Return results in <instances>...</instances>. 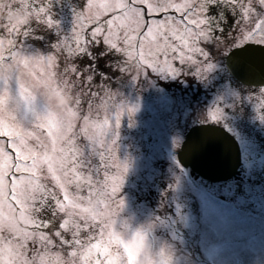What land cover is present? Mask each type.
<instances>
[{"label":"rangeland","instance_id":"rangeland-1","mask_svg":"<svg viewBox=\"0 0 264 264\" xmlns=\"http://www.w3.org/2000/svg\"><path fill=\"white\" fill-rule=\"evenodd\" d=\"M55 1L50 0L54 4ZM141 2L149 3V0ZM89 3L93 5V11L96 6L105 13L114 8L124 9L117 22L129 32L135 29L138 33L143 27L140 10L131 5L125 7L127 0H89ZM8 11L17 10L11 6ZM182 15L175 9H169L163 14H150V18L146 19L149 23L152 20L162 23L169 18L180 22ZM25 17L26 15H17L12 21L22 24L26 21ZM0 19L9 21L7 15ZM83 24L84 31H89L92 27L87 20ZM75 26L76 17L68 30L69 36ZM77 27L79 28V24ZM182 27L181 23V29ZM164 31H168L167 27L161 29V32ZM227 32L232 33L233 37L225 43L234 37L239 39L236 26ZM0 38L5 41L13 39L14 50L20 51L21 56L29 59L27 64L19 63L11 67V75L7 78L10 93L14 94L18 90V76L31 81L36 89L34 99L18 107H13L10 100L0 99V137L7 136L12 146L18 149V155L23 157L15 162L19 167L14 166L12 154L3 147L6 138L0 139V264H11L10 244L17 239L18 233L33 235V230L24 227V222L30 220L31 195L28 193L40 186H45L48 190L53 183L60 196H64L67 189L71 195L79 197L75 201L65 198L66 213L94 215L102 221L105 228L102 235L83 247L84 255L80 254V250L67 255L65 259L74 260L75 264H84L85 255L92 264H98L97 257H106L111 264H141V255L150 251L154 244L163 245L167 249L171 264H264V178L258 176V169L264 166V152L258 155V146L250 136L244 134L242 145L244 171L251 177L245 178L246 174L243 173L242 179L240 177L228 179L225 183L211 184L204 178L193 176L178 158L177 149L187 130L184 131L182 126V121L186 119L184 100L178 97L177 92L158 85L159 73L145 74V79H136L131 75L133 85L138 90L143 89L146 95L136 92L124 99L114 100L111 104H108V100L105 107L94 109L91 113L94 114L91 119L96 123L102 124L107 119L103 135L102 130L95 127H91L86 133L84 121L79 119L77 112L69 108L73 102L70 96L74 97L70 90L58 84L51 75L56 69L47 64L43 57L45 53L37 49H23L17 43L16 34L8 36L6 31L0 32ZM140 39H144L143 36ZM169 42L179 44L174 39ZM156 43L162 47L163 36L158 35L152 45L145 41V52L149 47L155 49ZM9 47L11 46L5 43V60L0 61V65L12 63L7 51ZM207 49L212 55L218 52L214 44H208ZM37 52H40L41 59H36ZM173 55L178 56L179 52L173 54L170 51L167 57L161 53L158 56L161 65L167 59L173 66H177L178 61L172 60ZM218 59L220 65L225 67L220 56ZM211 74L222 75L225 72L218 67ZM210 75L209 80L213 83ZM198 79L206 83V80ZM225 80L227 82L220 80L213 85L219 93H215L209 100L208 109L203 108L201 112L206 111L208 114L217 104H221L224 111L236 99L232 93L240 90L229 83L227 78ZM5 86L4 80L0 88ZM56 97L61 98L63 107L57 105ZM129 107H135L131 115L127 111ZM195 109L191 116L199 113ZM47 113L51 114L49 119L36 122L37 114ZM117 113L120 122L115 125ZM207 119L206 121H212L209 115ZM93 133L95 140L89 138ZM101 140L111 150V155L105 151ZM94 148L97 156L92 157L91 162L101 170L108 168V174L112 176H118L123 163L127 164L118 194L113 192L112 185L115 181L112 180L106 185L101 181L103 187L94 184L92 188H88L81 182L80 186H75V191L69 188L66 177L73 149L78 150L75 155L83 159L86 155L90 156ZM101 156H105L107 164L104 159H100ZM109 165L120 167H108ZM17 172L19 175L15 174ZM163 175L169 178L170 190L176 200V211L168 214L167 219L164 215L166 211H162L161 207L152 208L151 198L140 203L133 193L131 196L126 191L128 182L133 178L147 176L153 180ZM101 176L108 180L104 171H101ZM139 182L136 181L135 189ZM121 199L124 201L123 205L119 204ZM138 225H143L144 230L133 232ZM4 238L9 243L6 244Z\"/></svg>","mask_w":264,"mask_h":264},{"label":"snow or ice","instance_id":"snow-or-ice-1","mask_svg":"<svg viewBox=\"0 0 264 264\" xmlns=\"http://www.w3.org/2000/svg\"><path fill=\"white\" fill-rule=\"evenodd\" d=\"M127 5L139 9L143 16V27L139 29L138 33L135 29L129 32L117 22V18L122 15L124 9L114 8L105 13L96 6L93 11V5H90L89 0H83L75 12L76 26L72 34L58 39L50 46L51 51L43 54L52 69H57L58 62L63 61L62 71L55 70L51 75L58 84L64 85L71 91L74 100L69 108L77 112L79 119L84 121L86 133L91 130V127H95L101 129L103 135L107 119L102 124L96 123L89 114H85L84 107H87L88 113H93L94 109L105 107L108 100L118 97V93L112 91L109 86L108 74L96 70L94 62L98 57H106L109 54L118 56L119 59L113 62L112 66L121 72L130 73L136 79L155 72L171 76L192 74L201 80H206L218 67L225 73L229 71L233 73L252 72L257 60L264 69V48L257 52H249L247 48L240 47L246 41H253L264 46V0H180V2L149 0V3L141 2V0H127L125 7ZM11 6L23 8L27 14L25 17L27 22L21 24L0 19V32L6 31L8 36L13 34L30 36L32 35V25L37 22L48 29L56 28L57 21L49 11L50 0H14ZM213 8H219L220 13L216 16L210 15V9ZM169 9H175L176 12L183 14L180 22L169 18L162 23L156 20L149 23L146 19L150 18V14H163ZM225 9L230 10L238 18L236 33H238L239 39L234 37L228 43L220 39L222 35H218L223 31L221 21L225 19L223 15ZM84 20L92 25L86 37L84 35ZM181 23L183 24L182 29ZM165 27L168 31L161 32V29ZM158 35L164 38L163 46L156 43L155 49L149 47L145 52V41L148 42V45H152ZM141 36L144 39H140ZM170 39L178 40L179 44L170 43ZM5 43L11 46L7 49L9 57L12 59V63L8 65L10 68L19 63L27 64L29 62L27 57L21 56L20 51L14 50L15 41L13 39L5 41L4 38H0V61L5 60L3 55ZM208 44H214L217 47L216 55L210 54L207 49ZM101 46L102 51L98 53L94 51ZM170 51L173 54L179 52L178 56H172L173 61H178V66H173L167 59L163 61V66L161 65L158 56L162 53L167 57ZM224 53L228 54V59L231 61L229 67H223L219 63L218 57ZM84 56L89 58V63L84 65L77 63L78 59ZM36 59H41L40 52L36 53ZM5 79L7 76L0 72V84ZM232 94L237 99L243 95L237 91ZM247 98L255 99L254 107L257 118L264 121V88L254 93L250 91ZM97 101L100 102L99 105L96 104ZM127 111L131 115L135 111V107H129ZM208 115L214 121L222 119L223 106L215 105ZM118 122H120L119 113L116 115L115 125ZM113 130L115 133V126ZM5 138L4 150L12 154L14 166L18 168L19 165L15 162L22 160L23 157L18 155V149L12 146L7 136L0 137V139ZM89 138L95 140V134L93 133ZM100 142L104 144L103 140ZM113 145H115V139ZM104 149L111 155V150H108L106 144H104ZM77 151L73 149L66 182L77 187L83 182L88 188H92L94 184L103 187L101 181H104L106 185L109 180H112L115 181L112 185L113 192L118 194L127 171V164L123 163L122 171L118 176H112L108 174V168L101 170L98 165L91 162V158L97 156L95 148L90 156L86 155L83 159L75 155ZM112 158L114 159V156ZM100 159H104L106 162L105 156H101ZM110 166L120 167L119 165H109L108 167ZM101 171L108 175V180L101 176ZM15 174L19 175V172ZM73 191H75V187ZM65 198L73 201L79 199L66 189L64 196H60L58 192L49 193V198L39 205V210L35 212V216L38 218V227L33 230L32 238L25 237L24 241L17 238L10 244L11 256H9V260L11 264H21V261L22 264H75L74 260L65 259L68 251L75 246L80 237H88L89 232H92L93 229L89 228L87 232L83 231L80 225L84 221L81 220L77 224L71 213L64 211ZM123 203L124 201L121 199L119 204L123 205ZM66 215L67 220L65 219ZM77 232H79V236H77ZM4 239L6 244L9 243L7 238ZM25 241L28 248L27 259H24V253L20 251L24 248ZM60 252H63V255ZM80 254L84 255L83 251ZM97 260L98 264H111L106 257L103 259L97 257ZM84 264H92L86 255Z\"/></svg>","mask_w":264,"mask_h":264},{"label":"trees","instance_id":"trees-1","mask_svg":"<svg viewBox=\"0 0 264 264\" xmlns=\"http://www.w3.org/2000/svg\"><path fill=\"white\" fill-rule=\"evenodd\" d=\"M57 1H59V3H57ZM82 3L83 0H56L55 4L53 2H50L49 11L50 14L53 16V18L57 21L56 28L48 29L47 27L43 26L40 22H37L32 25V35L25 37L23 35H17L18 45L23 49L31 48V49H37L42 53L50 52L51 51L50 46L53 43H55L58 39H63L64 37L69 36L68 30H70L73 22L75 21V12L79 9ZM15 9L17 11L19 10V8H15ZM219 13H220L219 8L210 9L209 12V14L212 16H216ZM25 15H27L26 12ZM223 15L225 17V19L221 21V26L223 31L222 33H218V35H222L220 36V39L226 42L227 39L233 37V34L227 32V30L229 29L231 30L232 27L236 26V22L238 18L228 9L224 10ZM88 34L89 31L88 29H86L84 31L85 37ZM102 50H103L102 46L97 49H94V51H96L97 53ZM220 57L224 62L225 53L220 55ZM118 59H119L118 56L109 54L106 57H98V59L94 62L96 70L98 72L100 73L106 72L108 74L109 86L111 87L112 91L118 93V97L109 100L108 104H111L112 101L114 100L117 101L124 99L127 96L136 92H141L143 93V95L145 94V91L143 89L138 90L137 86L133 85L131 81L130 73L121 72L112 66V63L117 61ZM77 63H80L81 65L89 63V58L87 56L80 57ZM62 69H63V61L61 60L60 62H58L56 70L62 71ZM210 76L213 77V83L210 82L209 77L206 79V83H204L201 82L198 79V77L192 74H182L178 76L169 75L168 78H164L162 75L158 74L157 83L160 87H164V88L166 87L171 92H177L178 97L183 98L184 108H185L184 112L186 114V119L185 121H182L183 123L182 126L185 131L193 123L208 120L206 119V117H208L206 111L203 112L201 111L203 110V108L208 109L207 104L209 100L214 96L215 93L216 94L219 93L216 91V88L213 87V85H215L220 80L226 81L225 79L227 78L228 82L236 86L243 95L239 99L236 98L230 105L225 107L223 118L218 120V122L224 125L227 129H229L238 138L240 142H242L244 134H247L248 136L251 137L252 141L255 142L256 145L258 146V150L260 151L259 153L264 152V121H261L257 118V113L254 107L255 99L245 98V96L246 97L248 96V93L250 91L254 93L259 89H261V86L244 84L238 79L234 78L229 72L222 75L211 74ZM140 78L145 79L144 76ZM216 87L221 88V86H216ZM70 94L72 95L71 91ZM70 98L71 101L74 100V98H72L71 96ZM96 103H99V101H97ZM195 108H197L199 111H197ZM193 109H195L199 113H197L194 116H191ZM84 112L85 114H89L90 116L94 115L88 113L86 106L84 107ZM100 114L101 113H98V115ZM244 169L245 168L242 163L240 167V172H238L234 177L230 178L229 180L239 179L240 177L242 179L244 177L243 173L246 174L245 178H247L248 176L251 177V175H247V172L244 171ZM258 172H259L258 176L261 177V179H263L264 166L261 169H258ZM258 172H256V174ZM136 181H140L137 189L134 188ZM210 183L212 184V182ZM45 185H47V183H45ZM48 185L50 186V184ZM53 185L55 184L53 183ZM53 185H51V187L48 190L46 189L45 186L43 187L40 186V188L37 189L36 187H34V189L32 190L33 192L30 191V193H28V195H31L30 212H29L30 220L24 222V227L30 228L31 230H34L35 228L38 227V218L35 216V212L39 210V205L49 198V193H57V190ZM74 187H75L74 184L69 183L70 189L71 188L73 189ZM126 189H127L126 191L131 193V196L133 193V196L140 203H145L148 198H151L152 208L158 209L159 207H161L162 211L163 210L166 211L164 213L165 217L168 214L171 215L176 211L175 210L176 200L174 197V193L170 190L169 178H167L166 175H163L160 178L157 177L153 180L147 176L141 178H133L128 182ZM182 198L185 197L182 196ZM188 212L191 213L190 211ZM71 215L77 224H79L81 220L84 221V223L80 225V228L83 231L87 232L89 228H92L93 231L89 232L88 237H80L79 241L75 244V246L68 251V254L76 253L79 250L82 251L83 247L87 243H89V240L94 241L99 235H102V232L105 229L102 221L94 215H83L78 213H71ZM65 219L66 220L68 219L67 215L65 216ZM61 226L62 227L64 226L63 223ZM65 230L67 231V229ZM77 236H79V232H77ZM25 237H27L28 239L32 238V236H28L27 234H21V233L17 234V238H19L21 241H24ZM22 251L25 255V259H27L28 248L26 241L24 243V248L22 249Z\"/></svg>","mask_w":264,"mask_h":264},{"label":"water","instance_id":"water-1","mask_svg":"<svg viewBox=\"0 0 264 264\" xmlns=\"http://www.w3.org/2000/svg\"><path fill=\"white\" fill-rule=\"evenodd\" d=\"M249 52H257L264 46L253 41L244 45ZM231 61L225 54V65ZM229 73L245 84L264 85V69L257 60L252 72ZM180 162L189 166L192 174L210 181L227 180L235 176L242 163L241 146L237 137L222 124L215 121H203L187 128L177 149Z\"/></svg>","mask_w":264,"mask_h":264},{"label":"clouds","instance_id":"clouds-1","mask_svg":"<svg viewBox=\"0 0 264 264\" xmlns=\"http://www.w3.org/2000/svg\"><path fill=\"white\" fill-rule=\"evenodd\" d=\"M13 3L14 0H0V17L7 15L8 20L12 21L17 15H25V10L23 8H20L18 11L9 12L8 9ZM0 72H3L8 78L11 75V68L8 65H0ZM17 83L19 87L14 94L10 93V89L7 87V79H5L6 86L0 88V99L10 100L13 107H18L31 102L36 93L33 83L26 78L18 76ZM60 99V97H56V103L58 106L63 107ZM50 115V113L37 114L36 122H44L50 118ZM57 119L59 120L60 118L57 117ZM60 123L62 124V120H60ZM143 230L144 226L138 225L133 232ZM141 264H171V256L163 245L157 246L154 244L150 251L141 255Z\"/></svg>","mask_w":264,"mask_h":264},{"label":"flooded vegetation","instance_id":"flooded-vegetation-1","mask_svg":"<svg viewBox=\"0 0 264 264\" xmlns=\"http://www.w3.org/2000/svg\"><path fill=\"white\" fill-rule=\"evenodd\" d=\"M193 176H195V177H197V178H199V177H201V176H198V175H194V174H192ZM202 178V177H201ZM228 180H225V181H209L208 180V182L210 183V182H213V183H225V182H227Z\"/></svg>","mask_w":264,"mask_h":264}]
</instances>
